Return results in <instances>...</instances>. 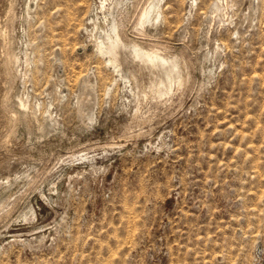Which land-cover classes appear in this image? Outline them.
<instances>
[{"label": "rangeland", "instance_id": "obj_1", "mask_svg": "<svg viewBox=\"0 0 264 264\" xmlns=\"http://www.w3.org/2000/svg\"><path fill=\"white\" fill-rule=\"evenodd\" d=\"M145 1L0 0V264H264V0Z\"/></svg>", "mask_w": 264, "mask_h": 264}, {"label": "bare ground", "instance_id": "obj_2", "mask_svg": "<svg viewBox=\"0 0 264 264\" xmlns=\"http://www.w3.org/2000/svg\"><path fill=\"white\" fill-rule=\"evenodd\" d=\"M101 1V7L102 9H107L109 10L111 8V6H113L114 4L116 5H120V3H122L123 0H100ZM163 0H147L145 1L146 5L142 6L139 11H138V15H137V22L138 25L143 28L145 24H151L153 26H155V22L157 23V21H160V18L163 14V12L161 11V2ZM165 5L169 4L168 0L164 1ZM142 5V4H141ZM121 7V6H120ZM140 7V6H139ZM164 7V6H163ZM169 7V6H168ZM123 8V7H122ZM167 8V6H166ZM119 9V8H118ZM136 9V8H135ZM111 10V9H110ZM109 10V11H110ZM113 11V10H112ZM213 11V10H212ZM111 12V11H110ZM137 12V11H136ZM112 13V12H111ZM109 14V13H108ZM107 14V15H108ZM114 15V14H113ZM110 16V15H109ZM106 16V17H109ZM164 16V15H163ZM162 19V18H161ZM105 20V17H104ZM116 20V19H115ZM110 23V22H109ZM118 23V22H117ZM108 25V23H107ZM117 24H111L109 27V32L110 34L107 36L106 41L108 40V44L107 46L103 47L101 46L100 52L102 53H106L107 55H109V59L108 62L115 68L118 66V59H117V50L119 48H122L123 46L121 45L120 39L118 38L119 35L117 33ZM122 25V24H121ZM137 25V24H136ZM152 27V26H151ZM108 30V29H107ZM140 30V29H138ZM112 34V35H111ZM107 43V42H106ZM122 50V49H121ZM123 51V50H122ZM132 53H133V57L139 58L142 62L148 64V65H153V64H157L158 61L160 60H164L162 57H160L159 55H161L160 53L157 54V52H153V51H143L142 49H139L137 47H133L132 48ZM162 56V55H161ZM166 62V60H165ZM161 65V64H160ZM157 66V65H156ZM167 66V65H166Z\"/></svg>", "mask_w": 264, "mask_h": 264}]
</instances>
